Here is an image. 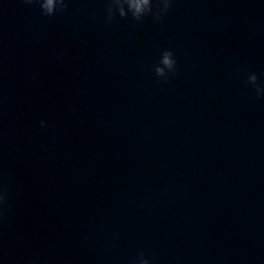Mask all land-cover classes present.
<instances>
[{
	"label": "clouds",
	"instance_id": "9594fccd",
	"mask_svg": "<svg viewBox=\"0 0 264 264\" xmlns=\"http://www.w3.org/2000/svg\"><path fill=\"white\" fill-rule=\"evenodd\" d=\"M24 2L39 4L42 14L50 17L65 11L69 0H24ZM173 3L174 0H155L156 8L154 10V0H106V20L111 22L117 13L121 18H126L131 13L132 18L139 22L148 16H151L153 20H160L171 10ZM176 69L177 61L174 52L171 49L163 50L159 63L154 67L155 75L167 82L169 74L175 75ZM257 80V75L251 73L247 77V84L255 89L258 97L264 98V87L258 85ZM44 126L45 122L41 121V127ZM6 198V192L0 191V207L3 206ZM113 235L118 236V233H113ZM132 264H150V261L145 257L144 252L140 251L133 259Z\"/></svg>",
	"mask_w": 264,
	"mask_h": 264
}]
</instances>
